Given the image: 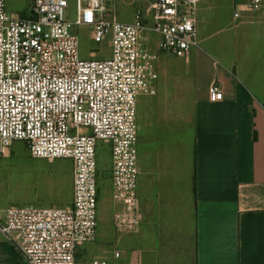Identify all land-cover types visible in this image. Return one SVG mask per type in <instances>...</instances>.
Wrapping results in <instances>:
<instances>
[{
	"label": "built area",
	"instance_id": "2783aa9c",
	"mask_svg": "<svg viewBox=\"0 0 264 264\" xmlns=\"http://www.w3.org/2000/svg\"><path fill=\"white\" fill-rule=\"evenodd\" d=\"M33 0L28 16L13 15L0 0V146L24 141L33 158H68L74 167L68 206L10 205L0 232L27 264H76V248L94 241L98 226L100 142L110 146L112 214L119 234L142 221L137 159V100L154 95L157 48L187 57L198 46L197 0H153L132 22L116 18L108 0ZM264 14V0H246L235 13ZM145 14L151 15V22ZM96 44L109 41L110 56L81 55L78 30ZM211 84L209 99L223 100ZM121 251L92 264H121Z\"/></svg>",
	"mask_w": 264,
	"mask_h": 264
},
{
	"label": "crops",
	"instance_id": "0c3cea01",
	"mask_svg": "<svg viewBox=\"0 0 264 264\" xmlns=\"http://www.w3.org/2000/svg\"><path fill=\"white\" fill-rule=\"evenodd\" d=\"M142 1L108 0L123 22L153 2ZM244 1L197 0L198 46L170 74L162 56L171 54L151 35L157 89L136 109L141 225L115 231L112 178L111 214L101 215L98 168L97 234L77 246L76 264L115 249L121 264H264V14L236 17ZM213 83L223 100L209 99ZM8 206L0 200V222ZM0 264H27L1 232Z\"/></svg>",
	"mask_w": 264,
	"mask_h": 264
},
{
	"label": "rangeland",
	"instance_id": "374dc122",
	"mask_svg": "<svg viewBox=\"0 0 264 264\" xmlns=\"http://www.w3.org/2000/svg\"><path fill=\"white\" fill-rule=\"evenodd\" d=\"M153 0H144L141 6ZM33 0H7V10L14 15L26 16ZM76 3L69 1L66 11L69 19L74 20ZM81 39V55L89 58L93 52L95 58L110 56L109 41L96 44L90 40L85 29L78 30ZM166 61L165 72L171 73V63L178 58L174 55L162 56ZM100 176L101 215L108 220L111 209L109 204V183L111 179V153L106 142H100L97 151ZM74 167L68 158H33L24 141H13L2 150L0 146V200L6 205L61 206L69 205L73 199ZM113 214V213H112ZM111 214V215H112Z\"/></svg>",
	"mask_w": 264,
	"mask_h": 264
}]
</instances>
